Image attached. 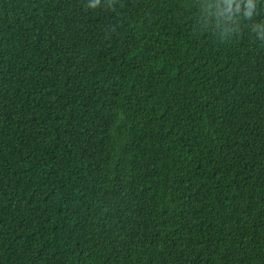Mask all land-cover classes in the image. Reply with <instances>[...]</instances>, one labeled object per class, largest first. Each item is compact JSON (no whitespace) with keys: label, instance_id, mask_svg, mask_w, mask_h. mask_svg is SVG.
Segmentation results:
<instances>
[{"label":"trees","instance_id":"trees-1","mask_svg":"<svg viewBox=\"0 0 264 264\" xmlns=\"http://www.w3.org/2000/svg\"><path fill=\"white\" fill-rule=\"evenodd\" d=\"M0 264H264V0H0Z\"/></svg>","mask_w":264,"mask_h":264}]
</instances>
